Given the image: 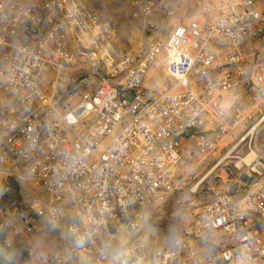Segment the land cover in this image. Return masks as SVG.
<instances>
[{
  "label": "built area",
  "instance_id": "built-area-1",
  "mask_svg": "<svg viewBox=\"0 0 264 264\" xmlns=\"http://www.w3.org/2000/svg\"><path fill=\"white\" fill-rule=\"evenodd\" d=\"M190 1L187 21L110 67L115 30L94 10L83 12V40L74 4L0 0V196L15 183L33 191L21 211L16 202L7 209L60 242L50 252L30 248L40 264H264L261 158L246 191L217 192L174 241L162 243L152 228L184 158L209 144L210 130L244 125V100L264 99V0ZM168 4L141 0L138 13Z\"/></svg>",
  "mask_w": 264,
  "mask_h": 264
},
{
  "label": "rangeland",
  "instance_id": "rangeland-1",
  "mask_svg": "<svg viewBox=\"0 0 264 264\" xmlns=\"http://www.w3.org/2000/svg\"><path fill=\"white\" fill-rule=\"evenodd\" d=\"M79 1L110 22L115 30L116 54L121 58L144 53L149 42L164 37L174 25L187 21L195 10L190 0H169L166 12L157 10L155 14L144 17L138 13L141 0ZM161 75L165 80L164 72ZM242 105L246 118L244 125L223 134H219L217 129L210 130L207 135L209 144L198 148L191 157L184 158L177 170L178 189L156 211L151 221L162 243L174 241L180 229L217 192L241 193L249 188L255 176L248 174L249 167H237V162L238 157L245 156L251 146L262 156L264 163V121L254 134L240 142L264 117V99L258 103L244 100ZM229 153L232 157L226 158ZM33 196L27 183H15L4 200L0 196V264H40L37 255L29 254L30 248L37 253L50 252L60 244L45 226L35 223L27 227L21 219L15 221L11 216L13 213L17 216L18 211L13 207L7 209L9 203L16 202L21 211L20 205L24 207Z\"/></svg>",
  "mask_w": 264,
  "mask_h": 264
},
{
  "label": "bare ground",
  "instance_id": "bare-ground-1",
  "mask_svg": "<svg viewBox=\"0 0 264 264\" xmlns=\"http://www.w3.org/2000/svg\"><path fill=\"white\" fill-rule=\"evenodd\" d=\"M73 30L75 33H78L83 40H90V30L88 26L85 24V14L83 12H87L88 8L82 4L79 0H64V7L73 8ZM81 52H89L88 44H80ZM113 52L114 57L110 60V67H123V65H128L131 62L133 56L121 58L120 55L116 54L115 50V40L113 41ZM149 83V81H148ZM264 121V117L260 122L247 133V135L241 139L240 142H244L248 136L254 134V130H256L257 126L260 125ZM240 144V143H239ZM232 157L231 153L227 154L226 158ZM262 156L258 154V152L252 146L249 149V152L242 157H238L239 161L237 162V167L241 168L243 166H251ZM195 188V187H194ZM124 198L132 199V189L124 190ZM143 208L146 211H151L153 209V203L150 201V198H143ZM132 218L133 211H125L124 213V221L123 228L132 227ZM80 264H88V260H80ZM191 264H198V261H191Z\"/></svg>",
  "mask_w": 264,
  "mask_h": 264
},
{
  "label": "crops",
  "instance_id": "crops-1",
  "mask_svg": "<svg viewBox=\"0 0 264 264\" xmlns=\"http://www.w3.org/2000/svg\"><path fill=\"white\" fill-rule=\"evenodd\" d=\"M11 216L13 217V219L15 220V221H20V219L18 218V216H16V214H11ZM23 222V221H22ZM24 223V222H23Z\"/></svg>",
  "mask_w": 264,
  "mask_h": 264
}]
</instances>
